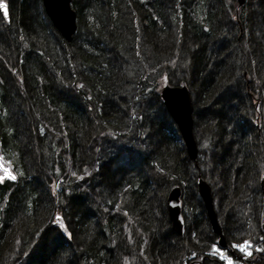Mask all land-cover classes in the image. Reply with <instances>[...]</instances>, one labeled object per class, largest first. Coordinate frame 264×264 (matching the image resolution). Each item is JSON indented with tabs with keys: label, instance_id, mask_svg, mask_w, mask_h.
<instances>
[{
	"label": "trees",
	"instance_id": "trees-1",
	"mask_svg": "<svg viewBox=\"0 0 264 264\" xmlns=\"http://www.w3.org/2000/svg\"><path fill=\"white\" fill-rule=\"evenodd\" d=\"M3 1L0 157L16 179L0 182V264H224L206 255L215 237L194 235L201 223L207 230L198 168L221 191L227 249L249 242L242 264H264V18L260 34L253 0H72L70 42L41 0ZM179 70L191 80L176 85L198 83L216 109L193 122L194 137L198 125L218 137L216 146L202 142L210 154L194 161L159 95ZM140 118L147 131L166 129L148 140ZM175 186L182 238L166 220ZM190 191L195 204L186 209Z\"/></svg>",
	"mask_w": 264,
	"mask_h": 264
},
{
	"label": "water",
	"instance_id": "water-1",
	"mask_svg": "<svg viewBox=\"0 0 264 264\" xmlns=\"http://www.w3.org/2000/svg\"><path fill=\"white\" fill-rule=\"evenodd\" d=\"M238 6H242L245 0H236ZM45 15L50 20L58 33L67 41L72 40L77 30L76 13L72 9V0H41ZM5 5V10L0 9V13L6 22H9L8 7L4 1H0ZM160 99L164 108L176 125L178 134L184 144L187 158L191 161L197 157V148L195 137L193 134V102L191 94L186 86L164 85L160 90ZM263 186V180L261 181ZM197 195L203 205L204 212L209 224L211 232L218 238V245L221 248L227 246V242L219 223L217 213L214 207L213 193L210 184L198 175L196 182ZM262 206L260 211V227L264 233V189L262 187ZM182 191L179 186H175L169 190L165 200V210L170 230L177 236H183L185 233V225L182 217L181 207Z\"/></svg>",
	"mask_w": 264,
	"mask_h": 264
},
{
	"label": "rangeland",
	"instance_id": "rangeland-1",
	"mask_svg": "<svg viewBox=\"0 0 264 264\" xmlns=\"http://www.w3.org/2000/svg\"><path fill=\"white\" fill-rule=\"evenodd\" d=\"M262 2H264V0H253V3H252L253 6H254V10H255V15H254L255 16V19L252 22V28H253V30H258L260 34L263 32L262 20L264 18L263 17L264 16V9H262L264 4ZM183 61H185L184 58H183ZM191 74H192V72H191ZM187 75L188 74L186 72H184V71L180 72V70L178 72H175V71L171 72L170 75H168V76H170L171 86H178L176 84L179 81L187 80V78H189V77H187ZM236 76H238V75H236ZM190 80H191V77L189 78V81ZM199 84H200V82H199ZM188 86H190V83H187V86L186 87L188 88ZM200 89L201 88H200V86L198 87V83H194V86H192V89H189L188 88L189 92L190 91H193L194 92V98H192V102H193V113H192V117H193V122L194 123L195 122L197 123L199 120H200V122H202L203 119H206L205 117L209 113H210L209 115H211L213 117L215 115H213L211 113H214V114L216 113V109L214 108V106H212V105L205 106L206 103H207V101L205 100L204 96L202 95L203 93L201 95H200V93H198L200 91ZM190 94H191V92H190ZM198 96H200V97H198ZM191 97H192V95H191ZM198 98H200V99H198ZM147 119L140 118V120H141L140 121L141 122L140 125H141L142 129L145 128V125L149 121ZM174 126H175V129H176V125L175 124H174ZM165 129H166V124L163 123V122H160L158 126H155V127L151 126L149 128V131H147L148 130V127H147V129H144V130H146L147 133H148V135H149V139L148 140H151L152 139V141H155L156 138H158L159 136H161L163 134V131ZM176 131H177V129H176ZM215 133L216 132L213 133V131H211V125L210 126H206V125H204V126L203 125H198L197 126V136L195 137L196 138L195 139V142L197 144L196 145V148H197V157H199L200 155H203L204 156L206 154H208V156H209L210 153H208V152H206L204 150V152L202 154V152L200 151V149L202 148V142H210V141H212L211 143H213V145L216 146L215 144L218 143V141H217L218 137L215 136L216 135ZM177 134H178V131H177ZM201 150H203V148ZM197 157H196V159H197ZM119 160H121V159H117V161H119ZM214 160H216V158H214ZM214 160H213V162H214ZM218 161H220V158L217 161H215V166L217 168H220L221 167V163L218 162ZM203 162H204V165L203 166L205 168V166H207L206 165V162H205V159H204ZM202 170L200 168H198L197 169V175H201L204 178V180L207 181L210 184V186H211V183L207 179V177L205 175V172L202 171ZM0 173H1V176H6L8 173H11L9 171V169L4 164H2L1 157H0ZM210 176H211V179L213 180L214 177L212 176V174H210ZM262 180H263V186L262 187L264 189V176L261 177V180H259V186H260V190L259 191H260V194H261L260 211H261V206H262V195H263L262 194L263 192L261 190L262 189V187H261V185H262L261 184V181ZM220 187L222 189V184H221ZM211 188H212V193H213L214 207H215V210H216V213H217V217H218L219 223H220V225L222 227L223 224L225 223V221H224V219L223 220H221V219H222L223 216L226 215V212L223 211L222 209L218 208V202L220 201V196H221V193L220 192L221 191L218 190L216 192V191H214V189H213L212 186H211ZM194 204H195V202H194V199H193L192 194H191V191H190L188 193V197L186 198V201H185V207H186V209H191V208L194 207ZM165 212H166V210H165ZM222 214H223V216H222ZM205 217H206V215H205ZM166 220H167V215H166ZM206 220H207V218H206ZM167 223H168V220H167ZM168 228H170V224L169 223H168ZM203 228H205V227H203V223L199 224L198 226H194V229H195L194 235L196 237H198V240L200 242L212 243L213 242L212 237H215V236L211 232V230L209 228L208 222H207V230L205 229L206 230L205 231ZM203 230H204V232H203ZM222 230H223V227H222ZM186 234H187V231H186ZM224 236H225V234H224ZM179 237L182 238L183 236H179ZM160 238H161L162 242L161 243L160 242L156 243V245H157L156 247L157 248H163L162 243H164L163 240L166 239V238L164 239V237H163L162 234H161V237ZM225 239H226V236H225ZM188 240H189V243L191 244L192 248L197 249L196 245H194L189 238H188ZM172 243L174 244L173 246H176L177 247L176 242H172ZM243 244H245V243H242V244H234V245H243ZM214 246L216 248H218L216 245H214ZM231 248H232V250L230 252H226L228 250H226V251L220 250V251L223 252L226 256L230 257L233 260L234 264H242V261H243L244 257L245 256H248V255L245 252H241L238 248L233 247V245L231 246ZM247 251H249V250L247 249ZM178 253H180L179 254V256H180L181 253H182V251L181 252L178 251ZM204 253H206V252L204 251ZM163 254H167V255L166 256L165 255L162 256V258H164V259H160V260L161 261L163 260V263H167L166 261L169 258L168 253H163ZM210 254H216V255H218V260L224 261V264H227V262L225 260H221L220 259V254L219 253L214 252V248H212V250L209 253H206V255H210ZM188 256H190L189 258H191L193 255L191 254V255H188Z\"/></svg>",
	"mask_w": 264,
	"mask_h": 264
},
{
	"label": "snow or ice",
	"instance_id": "snow-or-ice-1",
	"mask_svg": "<svg viewBox=\"0 0 264 264\" xmlns=\"http://www.w3.org/2000/svg\"><path fill=\"white\" fill-rule=\"evenodd\" d=\"M0 9L5 10L4 14H5V17H7V11L3 3H0ZM5 179L15 180L16 177L12 175L11 173H8L6 176H0V182H3ZM61 227H63V225H61ZM233 247L238 248L241 252H245L249 256L251 255V252L247 251V249L251 247L249 242H245V244L243 245H233ZM213 248H214V252L220 254L221 260H225L227 264H234L233 260L230 257L226 256L223 252H221L219 248H216L215 246H213Z\"/></svg>",
	"mask_w": 264,
	"mask_h": 264
}]
</instances>
